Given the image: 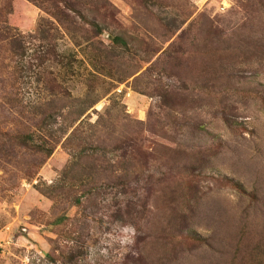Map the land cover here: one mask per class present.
<instances>
[{"label":"rangeland","instance_id":"rangeland-1","mask_svg":"<svg viewBox=\"0 0 264 264\" xmlns=\"http://www.w3.org/2000/svg\"><path fill=\"white\" fill-rule=\"evenodd\" d=\"M110 2L56 31L49 63L33 40L13 74L0 43V130L51 143L83 114L74 127L106 149L63 138L31 179L42 157L0 153V264H216L221 239L264 226V0ZM42 19L0 0V26Z\"/></svg>","mask_w":264,"mask_h":264},{"label":"trees","instance_id":"trees-1","mask_svg":"<svg viewBox=\"0 0 264 264\" xmlns=\"http://www.w3.org/2000/svg\"><path fill=\"white\" fill-rule=\"evenodd\" d=\"M36 3L42 11L47 15V19H42L37 26L36 32L28 36L21 34L15 29L10 28L6 25V22L0 26V43L7 46L10 61L13 63V74L17 73L18 70L22 71L23 63L28 55L30 49L28 45L33 40L39 42L38 46V59L40 63L46 64L57 58L56 43L58 30L64 31L66 34L71 36L72 29L76 28L77 24L72 18L73 15H81V18L86 19L82 14V11L86 8H90L97 11L107 12L113 7L110 0H31ZM94 23V21L92 22ZM30 42H29V41ZM88 43V42H87ZM52 72H48L45 75L46 86L53 92V96L58 94L56 91L60 90V86L57 85V81L54 78H49ZM83 117V114L78 115L74 122L64 129L60 133L55 131V134H50V141L47 143L45 139L37 140L36 135L39 133L38 130L28 133H19L10 138L7 132L0 130V153L4 150L11 151L12 161L17 156H26V154L33 157H42L41 162L37 166H33V169L27 172L25 175L28 179H31L38 171L39 167L42 166L44 161L48 159L56 147L60 144L63 138H66V144L69 148H83L90 146L96 148V151L105 152L106 149L102 143L98 141L95 146L93 143V137L82 133L83 123H80L77 127H74ZM45 121V118H43ZM42 123V122H41ZM40 125V123H39ZM101 126V124H98ZM101 133V131H98ZM57 134V136H56ZM84 134L85 136L81 135ZM76 144H73L74 142ZM85 151V150H84ZM82 151V159L89 158L85 156V152ZM94 154V153H93ZM80 155V156H81ZM8 160V161H11ZM35 160V159H34ZM2 160H0L1 162ZM27 161V160H26ZM70 167V166H69ZM67 168L69 170L70 168ZM240 196H248V193L238 183L234 184V188ZM186 193L190 190L189 184L185 187ZM188 190V191H187ZM184 193V197H186ZM191 219L189 222L191 223ZM187 220V219H186ZM190 228L187 230L188 238L187 243L190 245L203 246L209 250H212L211 239L208 237H200ZM236 235L233 236V243L227 244L230 247H224V240L221 239L218 245V250L215 252L218 255V263L216 264H264V226L259 229L252 221L247 227L240 228Z\"/></svg>","mask_w":264,"mask_h":264}]
</instances>
